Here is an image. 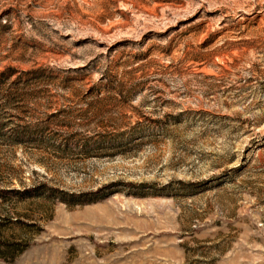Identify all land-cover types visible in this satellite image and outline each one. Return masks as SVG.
<instances>
[{
  "label": "rangeland",
  "instance_id": "374dc122",
  "mask_svg": "<svg viewBox=\"0 0 264 264\" xmlns=\"http://www.w3.org/2000/svg\"><path fill=\"white\" fill-rule=\"evenodd\" d=\"M0 264H264V0H0Z\"/></svg>",
  "mask_w": 264,
  "mask_h": 264
}]
</instances>
